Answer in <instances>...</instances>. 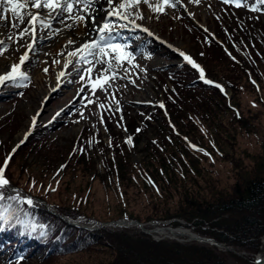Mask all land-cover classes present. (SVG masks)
<instances>
[{
	"label": "rangeland",
	"instance_id": "374dc122",
	"mask_svg": "<svg viewBox=\"0 0 264 264\" xmlns=\"http://www.w3.org/2000/svg\"><path fill=\"white\" fill-rule=\"evenodd\" d=\"M180 1H182L184 8L177 5L175 1L173 3L175 7L165 6L162 12L147 11L143 14V17L163 38L193 55L199 64L203 66L207 74L206 81H212L211 84L206 83L205 80L200 82L215 89L217 88L216 85H219L220 87L217 89L224 96V99L218 101L214 91L207 89L203 90V95L200 98L206 99L207 109L209 99L213 101L212 105L216 107L213 113L217 114L223 124L221 129L216 130L214 126L220 121H213L210 126L208 118L206 122L208 132L204 126L205 133L210 134L207 136H210L209 158L202 159L193 167L195 171L197 169L201 170L200 177H197L198 183L177 175L172 169L167 178H173L174 184L168 183L167 179L162 180L159 175L155 176L153 173L156 167L162 165L157 164L155 162L157 160L151 158L150 149L153 146L149 144V141L161 132L168 134L166 127L163 129V121L174 132H179L181 139L193 147L191 138L183 133L185 121L183 123L177 120L179 123L177 124L174 120L175 122H173L177 125V128H175L170 122L172 118L168 107L171 109V105H173V111L177 110L179 105L175 103L178 100L182 102L181 98L187 96L193 98L194 94L192 90L179 92L178 89L174 88L170 73L175 76L174 71L179 67V64L177 60L169 56L170 54L161 53L163 52L162 48L158 50L161 52H152L153 56L150 54L139 55L133 60L131 59L130 62H125L123 68H118L120 69L119 76L109 85H105L106 92L101 91L99 87L93 89L94 82L85 85L87 80H90L89 75H91V80L98 75L100 67H96V62H91V64L95 63V69L91 74L86 71L91 66L82 71L80 68L83 63L79 62L67 76L64 87L67 90L64 92L65 94L60 95L59 98L56 95H51L46 102H44V99L47 97L48 87H51L55 81L56 70L54 60L51 58L48 63L42 62L43 59L47 58H41L40 50H38L32 55L23 70L28 76V81H18L22 86H9L7 90L2 92L3 95L0 98V140L2 142L11 140L10 145L7 147L8 150H5L6 158L17 152L13 159L14 164L10 166L13 179H16L17 174L20 175L21 173L24 179L27 175L32 176V179L36 178V182L43 183L41 190L44 189V186L49 187L48 189H54V191L48 190L49 194L46 195L54 203L69 205L74 203V198L77 199V197L83 196L85 199L84 195H88L86 203L81 202L83 212L97 215L101 220L95 218L86 220L84 215L81 214L77 217L79 225L96 226L97 228L94 229L101 227L127 229L128 233L143 231L150 234V237L154 240L167 239L183 244L194 242L214 248V251L225 256V260L229 264H253L254 259L264 252V230L258 238H255L253 236L255 229L251 226L249 232L245 235L247 237L245 242H253V244L251 246L233 245L220 242L207 235L205 231L195 232L191 228L192 222L183 218H179L180 220L176 217L165 220L153 218L140 221L137 218H128L123 215L125 211H128L134 216L142 217L144 220L153 211V204L170 209L175 200L181 197L184 190H192L207 198L227 193L237 180V174L244 173L245 170L253 173L257 172L259 170V157H263L261 162L264 163V53L257 54L254 50L256 48L260 51L264 47V24L261 25L263 27L261 31L240 35L238 37V41H240L232 43L231 46L227 44L222 48L223 52L219 49L212 50L202 42V48H200L199 41L194 39L195 35L191 34V29L187 27L190 25H196L197 27L199 25L209 30L217 27L216 23L222 16L226 3L224 0H199L197 3H189L187 0ZM158 5L162 7L160 1ZM244 16L243 11L241 15L237 14L230 27H237L241 24L240 22ZM8 34L9 32L6 33L7 36ZM225 36L228 39V35L225 34ZM54 40L45 42L41 46L45 44L47 46L52 45ZM23 41L25 43V39ZM24 43L19 44V49L15 52L12 61L15 60ZM5 46L3 45L0 48L5 49ZM200 49L205 52H199ZM250 50L252 56L251 58L248 57L246 61V54L251 55ZM63 56H68V53L62 55L61 58ZM54 57L60 58L56 55ZM237 59L244 60L245 65L233 67L232 63H236ZM39 63L40 65H38ZM112 63L113 65L116 64L115 61ZM7 65L9 69L11 64ZM7 68L5 71H8ZM240 68L243 69L245 74H240ZM77 69L80 70L79 73L83 72V80H81V76L75 75ZM225 75L228 76V80L233 87L230 84L224 87V84L217 80ZM45 82H50V85L46 86ZM95 83L98 82L95 81ZM80 90L82 92L78 95ZM185 100L188 101L187 98ZM69 103L70 106L65 108L63 113L56 117L53 116L58 109ZM152 106L157 107L156 109L159 110L161 118L156 119L150 114L152 119L145 116L147 109ZM38 108H45L47 111H51L52 114L43 118L41 115V118L38 119L40 114H37ZM6 115H9L7 122L4 119ZM183 117L187 120L185 115ZM127 118H129L128 123H132V120H134L135 125L141 127V130L134 128V131H132L134 136L126 128ZM143 118H147V125L141 122V120H144ZM106 121L111 123L112 131L107 130ZM32 122L35 124L33 129L29 128L32 131L41 125L46 127L45 136L48 143H43L45 148L40 149L37 154L33 153L31 155L29 149L27 150L30 146L28 145L19 157L20 149L18 150V148L28 141L31 133L28 127ZM2 124H6V126ZM135 131L143 132L135 136ZM24 133L28 134L25 139L22 136ZM193 133L199 135L195 129H193ZM207 137H204L206 141ZM98 138L106 145L98 144L96 142ZM159 139H165L164 135L160 136ZM115 140L116 142L128 141L130 148L125 147L121 153L118 151V154L122 159L128 158L131 167L136 168L133 172L137 183L130 176L122 181L119 180L121 182L120 190L125 196V206L120 200H117L118 196L116 197L106 179L110 169L107 168L105 159L114 157L115 152L111 147V143ZM78 141L80 142L79 145L84 143L87 145V150L84 151L86 152L85 160H82L79 155L71 158L73 153L77 152L72 144ZM159 142L161 141L159 140ZM116 147L122 148L123 146ZM168 149L178 152L177 146L172 143H168ZM26 151L29 152V156L25 153ZM79 151H82V148H79ZM26 163H28V168H24ZM20 167H22V172ZM138 167L148 168L154 179H161V188L168 194L165 195V199L155 198L154 196H157V194H152L150 189H140V187L146 188L147 184L142 180V176L139 174L141 168L138 169ZM145 177L150 185L157 187L158 184L151 176L144 175ZM157 181L159 183V180ZM104 183L108 190L105 189ZM108 205L112 208L111 211H108ZM221 211L220 215H223L224 219L230 220L233 217L231 212L225 209ZM120 219L137 220L142 224V227L139 225L114 226L107 224ZM172 220H178V223L172 224ZM262 220L264 222V216L260 217V221ZM185 223L190 227L182 225ZM225 224L222 223L221 225L225 227ZM200 227L207 230L208 224ZM180 228L189 229L196 235L216 241L221 245L218 246L211 243V241L192 240L187 235L177 233L176 230ZM210 228L219 230L216 227ZM211 231L213 232V230ZM10 246L13 248L14 254H6V248L2 249L0 247V264H5V260L12 261L23 257L20 254L22 245L19 246L18 243H14ZM102 251L107 253V250L103 248L91 249L59 257L49 264H106L112 258L108 253L107 257ZM43 252L44 250L35 254L31 253L29 259L21 264H39L38 261L43 257Z\"/></svg>",
	"mask_w": 264,
	"mask_h": 264
},
{
	"label": "trees",
	"instance_id": "16d2710c",
	"mask_svg": "<svg viewBox=\"0 0 264 264\" xmlns=\"http://www.w3.org/2000/svg\"><path fill=\"white\" fill-rule=\"evenodd\" d=\"M255 1H257L258 4L255 5L254 8H259L262 14H246L242 22H240L241 24L237 27L229 28L227 33H223L224 31H222L220 38L226 45L228 44V46H231L232 43L238 41L240 35L256 33L262 30L263 27L261 25L264 24V4H261L259 0ZM225 34L228 35V39ZM201 42L212 50L219 49L222 51L223 47L210 38H208L207 41H199L200 48H202ZM254 50L257 54L264 53V47H262L260 51L256 48H254ZM202 51L204 50H199V52ZM249 53L251 54V50ZM251 56L252 54H246V61L248 57L251 58ZM245 63L244 60L237 59V62L232 63V65L233 67H242ZM240 74H245L243 69H241ZM217 80L222 82L224 87H226L227 84L233 87L227 75ZM224 80L226 81L225 83ZM175 83L176 89H178L179 92L182 90H192L194 95L193 98L187 96L186 98L188 101L185 100L186 98H181L182 102L178 100L175 103L179 105V109L177 110L173 111V105H171V109L168 107L172 118L170 122L177 128V125L174 123L175 121L177 124H179L177 120L181 122L185 121V123L183 122L185 127L183 133L191 138L193 147L189 146L181 139L179 132H174V130L163 121V129L166 127L168 134L161 132V134L153 137L149 141V144L153 146L150 149L151 158L157 160L155 161L157 164L162 165L158 168L156 167L153 173L155 176L159 175L162 180L167 179L168 183L174 184L173 178H167L169 175L168 173L172 169L177 175L192 180L194 183H198L197 177H200L199 174L201 170L197 169L195 171L193 167L202 159L209 158L208 149L210 136H207L210 134L205 133L204 126L208 132L206 127V125L208 126L206 123L208 118L210 126L211 122L220 121L217 114L213 113V110L216 108L212 105L213 101L209 99L207 109L206 99L200 98L203 95V90L207 89L214 91L218 101L224 99V96L217 88H211L198 81L193 70L188 67H184L179 71ZM154 108L155 110H153ZM154 108L147 109L145 116L151 118L150 115H152V117L156 119L161 118L159 110L156 109L157 107ZM183 115H185L187 120L184 119ZM4 119L5 122H7V120H9V115H6ZM143 119L144 120H141V122L147 125V118ZM222 124L223 122L220 121L214 128L216 130L221 129ZM2 125L6 126V124ZM126 128L131 133L134 131V128L141 130V127L135 125L134 120H132V123H127ZM107 129L109 131L113 130L109 125ZM193 129H195L199 135H194ZM142 132L143 131H135V136ZM162 135H164L165 139H159ZM205 136L207 137V141L205 140L206 138H204ZM98 140L99 138L96 141L98 144L106 145L102 140ZM159 140L161 142H159ZM10 141L11 140H6L2 142L0 140V167L4 166L6 151L8 150V145H10ZM43 143H48V139L44 135L43 128H38L30 135L28 141L18 148V150L20 149L19 157L22 152L26 150L25 148L28 145H30L27 148V150L29 149L28 151H30V155L33 153L37 154L40 149L45 148L43 147ZM79 143L78 141L72 144L77 152L73 153L71 158L75 155H79L82 160H85L86 152L84 151L87 150V145L85 143L79 145ZM168 143L175 144L178 152L169 150ZM120 145L123 147H116ZM111 147H113L115 155L110 158L111 160L105 159L106 166L110 169L106 179L110 183L116 197H119H117V200H120L125 206V196L120 190L121 182H119V180L122 181L130 176V178L135 181L134 172L136 168L131 167L128 158L122 159L118 154V151L121 153L125 147L130 148L128 141L123 140L116 142L115 140L111 143ZM79 148H82V151H79ZM28 151L25 152L27 156H29ZM15 154L11 156L8 166L5 169V177L10 183L0 189V194L4 196V199L0 200V211H3L7 216L6 221L0 220V231L4 233L3 237L6 240L4 245L15 241V238L20 234V243L24 244L22 251L27 252L36 247L35 254L44 250L43 257L38 261L39 264H49L65 255H72L98 248L107 250V253L111 256L112 259L106 264H229L226 262L223 254H219L217 251H214V248L207 245L194 242L183 244L178 241L167 239L154 240L150 237V234L143 231L128 233L127 229L119 230L107 227L88 229L71 223L69 219L77 220V217L81 214L82 216L84 215L86 220L89 218L101 220L97 215L85 214V212H83L81 202L86 203L88 195H84L85 199L83 196H79L77 199L74 198V203L69 205L54 203L49 196H46L49 194L48 190L54 191V189H48L49 187L44 186V189L41 190L43 183L40 184L36 182V178L32 179V176L27 175L26 179H24L21 173L20 175L17 174L16 179H13V172L10 166L14 164L13 159ZM262 160L263 157H259V170L257 172L253 173L245 170L244 173L237 174V180L232 186V189L227 191V193H221L216 197L211 196L207 198L192 190H184L181 197L175 200V203L170 209H166L167 207H160L158 204H153V211L148 214L144 220L142 217L134 216L128 211H125L123 215L128 218H137L140 221L153 218L161 220L172 217H176L178 220H180L179 218H183L186 221L192 222L191 228L195 232L199 233L205 231L207 235L220 242L251 246L253 242H245V239H247L245 235L249 232V228L252 226L255 229L253 231V236L255 238H258L260 233L264 230V222L263 220L260 221V217L262 218L264 216V163L261 162ZM24 168H28V163L24 165ZM139 168H141L139 174L142 176V180L147 184L146 188L140 187V189H150L152 194H157V196H154L155 198L165 199V195L168 194L161 188V179H157L159 180L158 183L152 176V173L149 172L148 168L138 167V169ZM20 170L22 172V167H20ZM144 175L151 176L158 184L157 187L150 185L146 177L144 178ZM104 186L105 189L108 190L105 183ZM17 194L25 201L27 200V196H30L33 198V204L29 205L26 202L20 203L18 200L10 199V197H15ZM49 207L53 208V210ZM222 209L231 212L233 217L230 220L224 219L222 217L223 215H220ZM111 210L112 208L108 205V211ZM178 220H173L171 223L177 224ZM222 223H226L225 227L228 228V230L221 225ZM204 224H208L207 230L200 227ZM182 225L190 227V225L186 223ZM209 227H216L219 230L209 229ZM211 230H213V232ZM103 253L108 257L106 252ZM27 259H29V257H27ZM22 262H25V260H18L8 264H21Z\"/></svg>",
	"mask_w": 264,
	"mask_h": 264
},
{
	"label": "snow or ice",
	"instance_id": "6c2138e0",
	"mask_svg": "<svg viewBox=\"0 0 264 264\" xmlns=\"http://www.w3.org/2000/svg\"><path fill=\"white\" fill-rule=\"evenodd\" d=\"M178 2V0H177ZM199 2V0H197ZM225 3H234L236 7L246 6L242 5L241 0H224ZM261 4H264V0H259ZM99 3V0H0V22L11 23L13 28L19 26V24H24L27 22L31 25L33 22H39L44 27H51L50 24H46L44 20L40 19V12L37 11L35 13L27 11V7L30 6L35 9H48L49 17H51V13L55 12L56 17H63V13L69 12L70 14L73 11L84 12L88 11V16L84 15L77 16L80 22H85L90 19L93 24V30L96 31L98 35V39L91 40L88 43H85L81 46V49L77 51H84V54L81 55L80 60L85 63H91L88 60V57L91 56L96 60V64L100 65V69L98 75L95 77L96 82L93 83V89L99 87L101 91H107L105 85H109L113 80H115L119 76L118 68H123L125 62H130V58L134 56V52L129 50L130 44L125 43H115L117 37L119 36V31L115 26V21L112 20V17H116L117 19L128 20L129 19V8H138L141 3L149 4V0H120L117 4L116 0H107L108 8L100 9V11L106 12V16L101 25H96L97 17L92 15V11H95V4ZM160 4L164 6L175 7V4L172 3V0H160ZM149 7L152 8L153 11L162 12L164 9L160 5H151ZM253 10H256L253 8ZM14 18L9 20V15ZM139 19H143L144 17L136 13ZM18 21L19 24L16 22ZM60 23H63L64 20L60 19ZM131 23L135 24V21H131ZM87 26V24H85ZM67 27L71 28L72 25H67ZM127 24L119 25V28H127ZM135 28H140V25H135ZM142 31L148 33V35H152V33L144 28ZM29 32L28 28H25L21 33V38ZM138 38V37H137ZM74 41L69 40V43H73ZM4 41L0 40V45H3ZM29 50H32V46L28 45ZM6 49L0 48V55H3ZM71 55H76V53H71ZM180 55L184 56V58L193 64V67L199 68V65H196L190 57L186 56L184 53H180ZM28 53L20 58L19 64H12L11 71L0 74V87L5 86H13L20 87L22 86L18 81L27 80L28 76L26 73L21 71L22 65L26 62ZM113 61L116 62L113 65ZM79 62V61H78ZM95 69V65L88 68L86 71L91 74ZM47 71V69H45ZM80 70L77 69V72ZM63 75V73H61ZM201 77L203 78V71L201 70ZM81 80L84 79V76L81 75ZM89 79L91 80V75H89ZM206 83H212V81H205ZM220 87L219 85H216ZM162 106V105H161ZM11 157H8L4 161V166L0 167V189L7 186L10 182L5 177V169L8 166L9 160ZM4 196L0 194V200H3ZM10 199L18 200L20 203H27L29 205L33 204V201L29 198L26 201L19 197V194L15 197H10ZM0 220H7V216L3 211H0Z\"/></svg>",
	"mask_w": 264,
	"mask_h": 264
},
{
	"label": "bare ground",
	"instance_id": "6f19581e",
	"mask_svg": "<svg viewBox=\"0 0 264 264\" xmlns=\"http://www.w3.org/2000/svg\"><path fill=\"white\" fill-rule=\"evenodd\" d=\"M106 1L107 0H102V4H100V3L95 4V6H94L95 11H92V13H97L99 15L97 17V19H96V22H95L97 26L101 25V21H102L101 17L103 15V12L100 11V9L104 8V6L106 5ZM193 1L195 2L196 0H193ZM96 5L99 6V8H97ZM82 15L87 17L85 14H82ZM51 16H52V13H51ZM68 18H69L68 21L67 22H63V23L59 22V17L56 18L55 22H59V26L62 27V31L61 30L59 31V33L60 32L61 33L57 37L58 40H57V42L54 41V44L46 46V47H44L42 49L41 58L51 55L48 59H45L42 62L48 63L49 59L51 60V58H52V60L55 61L54 64H55L56 73L59 71V69L61 68V66L64 63V61H66L67 58H70V56H72V55H68V57H63L62 59L55 58L54 55L59 56V57L62 55L61 48L68 46V49H72L74 47L75 42L78 41L79 39L81 41L78 44H80L82 42H87V41L90 42L92 40L91 37H92V33H93V24H92L90 19L86 20L85 22H80L78 19H76L77 17L75 18L73 16H71V17L68 16ZM16 22L19 24L18 21H16ZM85 24H87V26H85ZM67 25H72V27L69 28V27H67ZM2 27L4 28L3 30H2ZM25 28H28L29 32L27 34H25L21 38L20 33ZM8 32H9V34L7 36L6 33H8ZM30 33H31V28L28 27L26 22L24 24H19V26L16 27V28H13L10 23L0 22V40H3L4 41L3 45H6L5 46L6 50L4 51L3 55L0 56V74L5 73V69L8 67L7 64H9L10 62H14V61H12V59H13V56H14L15 52L19 49V43H21V41H23V39L26 36L28 38ZM12 34H13V37H11ZM93 38L97 39L96 34L93 36ZM15 39H17L18 42H16L14 44L13 41H15ZM37 39H39V38H37ZM27 40L28 39H26L25 43L27 42ZM69 40H72L74 42L70 44ZM3 45H0V47L3 46ZM56 48H57V50H59V52L55 51ZM23 50H24V48H23ZM71 53H77V50H74ZM16 61H18V60L16 59ZM15 64H17V62ZM42 65H44V63H42ZM45 84H46V86H49L50 82H45ZM66 91L67 90L63 89L60 93L56 94V97H58V98L61 97L60 95L65 94L64 92H66ZM50 114H51V111H47V109H45V108L43 109L42 108L41 112H40V114L38 116V119L41 118V115H42V118H43L45 116L48 117ZM29 128H31V124L29 125L28 130H29ZM25 134L26 133H24L22 135L23 138H26ZM163 230H164V228H163ZM176 232L179 233V234L187 235V236H191V234H193V232H191L189 229L184 230L182 228L177 229ZM204 242H208V241H204ZM220 245H218V246H220ZM263 256H264V252L259 254L254 259L255 262H253V264L254 263L259 264V262H260L259 260ZM261 264H264V260H263V262Z\"/></svg>",
	"mask_w": 264,
	"mask_h": 264
},
{
	"label": "water",
	"instance_id": "95a60500",
	"mask_svg": "<svg viewBox=\"0 0 264 264\" xmlns=\"http://www.w3.org/2000/svg\"><path fill=\"white\" fill-rule=\"evenodd\" d=\"M103 224V223H101ZM108 225H114V226H127V225H139L140 227H142V224L139 223L137 220H127V219H120V220H116V221H112V222H108ZM163 229V228H162ZM149 231V230H147ZM151 231V230H150ZM191 239H197V240H204V241H211L210 239L195 235V234H191V236H189ZM212 243L216 244V245H220L219 243H217L216 241H211ZM264 260V256L258 261L259 264H261ZM255 262V261H254ZM257 264V263H254Z\"/></svg>",
	"mask_w": 264,
	"mask_h": 264
}]
</instances>
